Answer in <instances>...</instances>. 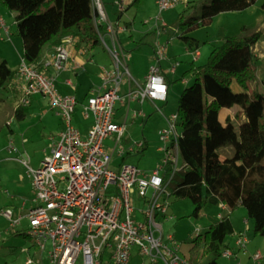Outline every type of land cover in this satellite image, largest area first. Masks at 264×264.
Returning a JSON list of instances; mask_svg holds the SVG:
<instances>
[{"label":"built area","instance_id":"1","mask_svg":"<svg viewBox=\"0 0 264 264\" xmlns=\"http://www.w3.org/2000/svg\"><path fill=\"white\" fill-rule=\"evenodd\" d=\"M189 1L155 0L158 13L143 23L152 22L156 41L144 81L140 83L132 76L127 64L130 52L117 44L118 34L126 27L108 21L102 0H91L95 27L104 26L99 37L108 50L111 64L100 68L97 89L82 105V115L92 118L86 132L73 124L77 98L74 94H61L55 82L61 71H74L80 67L79 62L69 67L71 50L83 55L87 48L74 50L76 39L68 36L54 47L49 57L37 63L20 60L9 82V86L20 94L16 108L28 106L32 96L41 95L48 100L61 122L56 138L39 165L33 168L28 161H23L31 180L32 204L24 215L16 217L12 208H0V216L9 221L10 229L15 230L23 218L27 221L24 234L33 243L22 248L28 253L25 264H145V259L149 264H192L179 255L178 241L171 234L163 235L162 221L157 220L158 215L167 219L165 215L171 196L169 180L165 181L167 173L171 178L185 165L178 147L177 113L164 117L167 126L158 131L161 145L157 147L163 152V158L152 170L146 172L124 162L115 169L110 166L114 155L123 157L137 149L144 150V138L126 148L121 144L130 103L166 101L168 85L161 63L168 58L167 45L159 37L165 32L167 23L162 12ZM114 3L117 11L122 12L127 0H114ZM0 26L8 34L1 16ZM106 38L111 45L106 43ZM191 53L194 59L199 55L197 49ZM178 65L177 60L173 61L169 71L174 73ZM66 83L73 86L70 80ZM117 102L126 105L122 120L116 118ZM155 110L161 112L158 106ZM131 116L132 119L146 117L142 110L135 109ZM107 139L113 144L106 145ZM14 150L9 146V152ZM133 194L143 199V209L137 214L132 203ZM220 207L226 209L224 205ZM217 217H221V213ZM236 235L235 247L238 252L245 253L248 240L241 233ZM134 246L138 256L135 258L132 257ZM234 254L226 248L222 257L230 258ZM141 258L143 262L138 261ZM250 259L253 264H258L261 255L257 251Z\"/></svg>","mask_w":264,"mask_h":264},{"label":"trees","instance_id":"2","mask_svg":"<svg viewBox=\"0 0 264 264\" xmlns=\"http://www.w3.org/2000/svg\"><path fill=\"white\" fill-rule=\"evenodd\" d=\"M256 1L208 0L198 15L180 14L177 36L188 48L198 50L201 42L188 36L189 32L208 25L219 13L243 11ZM0 5L15 12L25 62L37 63L47 44L60 43L68 36L76 39V47L92 50L101 45L99 34L104 26L95 27L91 0H0ZM261 8L264 10V1ZM240 29L238 34L223 36L203 65L192 62L185 72L195 77L180 93L176 110L182 128L178 147L185 165L171 178L167 173L165 181L169 180L170 195L191 201L194 216L206 205H224L229 212L243 206L254 234L264 236V95L258 92L251 98L247 92L248 82L257 77L254 48L262 31L246 25ZM15 73L5 59L0 61V89L9 86ZM233 81L242 90L233 92ZM225 103L243 113L238 127L229 118L221 122L219 114ZM14 114L23 118L25 108H16ZM226 145H232V153L221 156L218 149ZM229 212L221 213L216 223L192 239V264H223L218 258L226 248L231 249L226 237L234 233ZM13 234L20 233L14 230ZM206 256L211 258L203 262Z\"/></svg>","mask_w":264,"mask_h":264},{"label":"rangeland","instance_id":"3","mask_svg":"<svg viewBox=\"0 0 264 264\" xmlns=\"http://www.w3.org/2000/svg\"><path fill=\"white\" fill-rule=\"evenodd\" d=\"M263 1L257 0L243 11L219 13L212 18V21L208 25L200 26L190 34L199 36L198 38L201 39L200 55L195 61L197 66H201L206 62L207 56L213 46L220 43L222 35L238 34L242 25L262 31L261 38L255 44L257 48V60L255 63L257 77L255 80L248 82L247 91L251 98L258 92L264 95V55H260V52L264 54V10L261 8ZM207 2L208 0H191L188 3L190 6L186 9H184L186 5L177 4L173 8L162 12L167 26L166 32L163 34L165 36L161 35L162 37H159V39L161 42L166 43L168 53L173 52L178 54V59L186 61L184 66L190 61L191 54H187L184 42L177 36L175 27L177 19L180 14L189 16L198 15L200 6ZM114 7L113 5L112 8L116 11ZM125 12L118 21V25L125 27L124 23L132 22V38L138 39L152 23L144 25L143 21L154 17L158 13V9L154 0H140L138 6H130ZM14 14V11H10L0 5V16L8 27V34H6L0 26V61L3 59L7 60L9 68L16 71L22 59L23 47L21 38L16 32ZM128 35H130L129 31L121 35V39L122 37L125 38L123 40L124 47L131 49V43L127 40ZM147 35L150 36L148 39H153L154 37V42L156 41L155 33ZM167 37H170V40ZM105 40L108 45H111L108 42L109 40ZM147 51L148 48L143 47V51L140 53L143 52L144 54ZM92 52L94 53L95 62L87 65L90 73V79L86 81L87 85H92L97 81L96 69L100 70L101 67H108L111 64L108 50L102 42ZM147 62L144 57L137 55V53H130L129 60L127 61L132 76L140 83L144 81V73L148 67ZM184 66H177L175 74L165 73L166 79L169 80L167 100L158 103L161 106L163 115L154 110L152 103L148 100L143 104H131L121 144L126 148L142 139V137L146 139V143L144 150L137 149V152L126 156L124 163L138 166L143 171L149 172L162 161L163 152L157 150V147L161 145L158 131L167 126L164 117H170L171 114L177 113V103L180 93L185 87L190 86L195 78L193 75L181 78V70ZM71 77L75 83L74 77ZM58 89L62 91V93L60 92L61 94H65L63 93L65 91H71L66 89V87H59ZM231 90L238 92L241 90V87L233 81ZM19 98L20 94L11 90L8 84L0 89V208L5 206L11 207L15 212L14 217L18 216V208L22 206V203H25V209L32 204L33 191L31 180L28 176L27 166L23 164V161H28V165L33 168L37 167L48 153L50 145L61 127L60 119L55 115V111L50 109L48 100L41 95L33 96L31 104L25 106L24 117L17 118L14 114V109L17 106ZM78 99L73 113V123L76 127H83L88 123L89 119L82 117L81 113L84 101L80 98ZM133 109L142 110L150 114L144 127L140 124V117L132 119ZM115 110L117 113L116 118L122 120V114L126 112V105L117 102ZM241 120V116L235 118L234 125L238 127ZM176 126L177 131L180 133L182 130L181 126L178 124ZM105 142V144H113L111 140H106ZM9 146H12L15 150L9 152ZM218 152L221 156H227L232 153V145L221 147L218 149ZM121 160V157L114 155L110 166L115 169L121 163ZM132 203L136 214L143 209V199L136 194L132 195ZM193 208L194 206L189 199L177 198L171 195L168 199V210L165 215L167 219L163 220V216L160 215L157 218V220L162 221L163 235L171 234L178 241L179 255L182 258L188 259L189 262H191L189 250L192 246V239L198 233L205 232L212 224L216 223L219 220L217 217L218 213L226 215L229 212L222 210L217 205H206L196 217L192 213ZM25 212L26 210L23 209L20 213L24 215ZM137 216L139 217V215ZM229 220L233 225L234 233L227 236L226 241L231 243V250L235 254L230 258L221 256L218 258V261L223 264H253L248 256L258 251L261 255L258 264H264V236L254 234L253 222L247 217L246 209L243 206H238L229 212ZM26 225L27 221L23 218L20 225L16 227L17 232L20 234L15 235L13 234L14 230L9 227V221L0 216V233L2 237L0 240V264H25L28 253L22 251V248L29 247L33 243L28 235H24ZM196 227L199 228L198 232H196ZM237 233H241L247 238L248 243L245 252L251 251H248V255L243 256L241 254L245 253L235 251L234 241ZM136 253L137 247L134 246L132 248L133 258L138 257ZM237 253L240 255H237ZM210 258V256L204 257L203 262L208 261ZM138 261L143 262V259H138ZM144 262L145 264H149L147 259ZM134 263L137 262L135 261Z\"/></svg>","mask_w":264,"mask_h":264},{"label":"crops","instance_id":"4","mask_svg":"<svg viewBox=\"0 0 264 264\" xmlns=\"http://www.w3.org/2000/svg\"><path fill=\"white\" fill-rule=\"evenodd\" d=\"M191 1V0H190ZM132 2H133V0H127V5L125 6V8H124V10L122 11V12H118L117 11V8H116V5H115V3H114V0H103V3H104V7H105V11H106V13H107V17H108V21H110V22H113V23H118V21L120 20V18L122 17V15L123 14H125L126 12V10L130 7V6H138L139 5V3H138V5H134V4H132ZM139 2H140V0H139ZM154 3H155V5H156V2H155V0H154ZM115 6L114 8L116 9V11H114V9L112 8V6L113 5ZM190 6V4H188L186 7H189ZM185 7V8H186ZM151 23V22H150ZM150 23H148V24H144V25H150ZM124 25H125V27H126V30H124V31H121L119 34H118V42H117V44L119 43L120 44V46L122 47V48H124L125 50H127V51H129L130 53H132V54H136L137 53V55H139V56H141V57H144L148 62H147V66H149V64H150V54H151V52H152V50H153V46H154V37H153V39H148V38H150V36L149 35H147V34H153L154 33V30H153V28H152V25H150L144 32L145 33H143L138 39H133L132 38V33H131V27H132V22H126V23H124ZM243 26V25H242ZM241 26V27H242ZM127 31H129V34L130 35H128V42L129 43H131V49H128V48H126V47H124V39L125 38H123L122 37V39H121V35H123L124 33H126ZM165 32H166V30H165ZM165 32H163L161 35H163ZM194 32V30L193 31H191V32H189L187 35L188 36H190V37H192V38H194V39H196V40H198L199 42H201V39L200 38H198L199 36H195V35H190V34H192ZM160 35V37H162ZM163 36H165V35H163ZM223 36H225V35H222V37ZM221 37V38H222ZM220 38V39H221ZM107 40H109L108 38H106ZM167 39H169L170 40V37H167ZM167 39H166V41H167ZM110 41V40H109ZM108 41V42H109ZM163 42V41H162ZM58 43H50V44H47L44 48H43V51H42V54H41V57L39 58V60H42V59H44V58H46V57H49L53 52H54V47L57 45ZM76 44V43H75ZM74 44V46H73V48H74V50H76V48H79V47H76V45ZM111 44V43H110ZM185 46V51L187 52V54L188 53H190L191 54V59H190V61L188 62V64L186 65V66H184V64H185V60H182V59H178L177 57H178V54H175V53H173V52H171V53H168V50H167V55H168V58L167 59H165V60H163L162 61V63H161V67H162V72H163V75H164V77H165V80H166V82H167V85H168V79H166L167 77L165 76V73H172V72H170L169 71V68L171 67V65H172V63H173V61H175V60H177L178 62H179V65L178 66H184L183 68H182V70H181V72H182V75H181V78H184V77H187V76H189V75H192V73H188V74H186L185 75V72L189 69V67H190V65H191V63L193 62L194 64H195V61L197 60V58L196 59H194V56H193V54L191 53V51L192 50H194L195 49V47H192V48H188L186 45H184ZM143 47H145V48H148V51H147V53H144L143 54V52L142 53H140L141 51H143ZM200 48V47H199ZM198 48V53H199V55H200V49ZM257 48H256V45H255V48H254V52H255V55H256V53H257V50H256ZM93 51V49L92 50H88L87 49V52L85 53V54H83V55H79V54H77V53H75V51H73V50H71V56H70V58H69V67L70 66H72V64H74V62H79L80 63V67H78L76 70H74V71H72L71 69H66V70H63V71H61L58 75H57V77H56V82H55V84H56V88H57V90L59 91V92H61L62 93V91H60V89H58L59 87H61V88H64V87H66V89H69V90H71V91H65V92H63V93H65V94H68V93H70V94H74L75 95V97L77 98V100H79L78 98H80L81 100H83L84 102H85V100H86V98L91 94V93H93L96 89H97V86H98V84H99V72H100V70L99 69H96L95 70V73H96V75H97V81L96 82H94L92 85H87L86 84V81H87V79H90V73H89V71H88V69H87V65L88 64H93L94 62H95V60H94V53L92 52ZM263 52H260V55H264V54H262ZM198 55V56H199ZM6 62H7V60H6ZM8 63V62H7ZM147 70H148V67L146 68V71H145V73H144V77H145V75H146V73H147ZM16 71H17V69H16ZM175 72H176V69H175V71H174V73H172V74H175ZM71 76H73L74 77V79H75V83H74V81H73V79H72V77ZM143 77V76H142ZM144 79V78H143ZM67 80H70L71 82H72V84H73V86H69L67 83H66V81ZM185 81H187L186 79H184ZM9 88H11L10 86H9ZM169 88V87H168ZM11 90H13L14 92H16L15 91V89H13V88H11ZM79 90V91H78ZM242 90V89H241ZM78 91V92H77ZM248 92V91H247ZM16 93H18V92H16ZM167 95H168V93H167ZM34 96H36V95H34ZM33 97V96H32ZM31 97V98H32ZM44 98V97H43ZM167 100V99H166ZM146 100H144L143 101V103L145 102ZM148 101H150V100H148ZM151 103H152V105H153V108H154V110H155V106H158L160 109H161V106H159L158 105V103H162V101H156V102H152V101H150ZM165 102V101H164ZM132 103H137V102H132ZM132 103H130V106H131V104ZM142 103V104H143ZM30 104H31V102H30ZM29 104V105H30ZM76 107V106H75ZM15 109H16V106H15ZM15 109H14V111H15ZM51 109V108H50ZM52 110V109H51ZM75 110V109H74ZM25 111H26V107H25ZM53 111V110H52ZM144 113H145V115H146V117H145V119H142L141 117H140V119H141V123L140 124H142L143 125V127H144V125L147 123V119H148V117L150 116V114H148L147 112H145V111H143ZM159 113H161L162 115H163V112H162V109H161V112H159ZM56 115V114H55ZM81 115H82V113H81ZM57 116V115H56ZM239 116H241V122L244 120V115H243V113L240 111V110H238L235 106H230L229 105V103H225L224 105H223V107L221 108V110H220V114H219V118H220V120H221V122H224L225 120H226V118H229L232 122H233V124H234V120H235V118H237V117H239ZM58 117V116H57ZM82 117L84 118V119H89V121H88V123H86L85 124V126H83V127H81V126H77L82 132H86V130L88 129V127L90 126V124H91V122H92V118H91V116H88L87 118H85L83 115H82ZM59 118V117H58ZM138 118V117H137ZM134 120V119H133ZM74 124V123H73ZM59 125H60V123H59ZM61 128V127H60ZM60 130V129H59ZM56 136H57V134H56ZM54 138H56V137H54ZM142 138H144V137H142ZM145 139V138H144ZM107 140H109L110 141V139H107ZM146 140V139H145ZM106 141V140H105ZM106 143V142H105ZM107 145V144H106ZM134 152H137V151H134ZM133 152V153H134ZM138 152H140V151H138ZM133 153H130V154H125V155H123V157H121V163L122 162H124V160H125V157L126 156H128V155H132ZM231 154H228L227 156H230ZM120 164V163H119ZM118 164V165H119ZM117 165V166H118ZM116 166V167H117ZM31 205V204H30ZM25 206V205H24ZM23 206V203H22V206L20 207V208H18V211H19V214L18 215H22L20 212L24 209V210H27V208L25 209V207ZM5 207H8V206H5ZM2 208H4V207H2ZM11 208V207H10ZM224 210H226V209H224ZM14 211V210H13ZM17 211V212H18ZM15 213V212H14ZM231 222V221H230ZM232 224V223H231ZM233 226V225H232ZM234 229V228H233ZM16 230V229H15ZM248 243V242H247ZM228 244H229V246L231 247V243H229L228 242ZM234 245H235V243H234ZM249 246V245H248ZM247 247V246H246ZM250 247V246H249ZM236 248V247H235ZM232 249V248H231ZM247 249V248H246ZM250 249H252V247H250ZM237 250V248L235 249V251ZM246 251V250H245ZM249 252H251L250 250H248ZM245 252V254H241V255H248L249 254V252ZM238 252V251H237ZM237 255H240V254H238L237 253ZM236 255V256H237ZM249 258H250V255L248 256ZM238 263V262H237Z\"/></svg>","mask_w":264,"mask_h":264}]
</instances>
